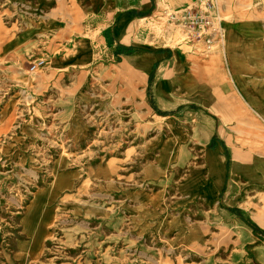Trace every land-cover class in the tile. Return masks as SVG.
<instances>
[{
    "label": "rangeland",
    "instance_id": "374dc122",
    "mask_svg": "<svg viewBox=\"0 0 264 264\" xmlns=\"http://www.w3.org/2000/svg\"><path fill=\"white\" fill-rule=\"evenodd\" d=\"M32 1L0 0V264H264V0H209L211 44L179 19L200 0H102L91 22V0ZM216 145L209 204L191 183Z\"/></svg>",
    "mask_w": 264,
    "mask_h": 264
},
{
    "label": "bare ground",
    "instance_id": "6f19581e",
    "mask_svg": "<svg viewBox=\"0 0 264 264\" xmlns=\"http://www.w3.org/2000/svg\"><path fill=\"white\" fill-rule=\"evenodd\" d=\"M129 1V5L131 6H135V7H140L141 4L139 3V0H128ZM91 11L94 12L93 13V17L92 19H90L91 21H97L99 19V14H100V5L102 3V0H91ZM32 4L34 6V9H36L37 11H39L40 9H43L44 6L50 5V0H33ZM124 3L122 2L121 7L119 6V9H125L127 6L123 5ZM63 6V0L60 1L59 6ZM58 6V8H59ZM59 9H56L51 15H56ZM76 18H81V13L78 12L75 16ZM148 18H150V16H144V17H139V19L142 20H149ZM168 45L170 43L173 42V32H168V36H167V41ZM87 56H83V55H79V53H76L75 56H73L74 61H71L70 59L66 58L64 60H53L54 64L56 62H77V61H82L84 59H86ZM155 57V56H154ZM153 56L150 57H141L136 65V68L141 70L142 72H149V70L151 71L152 69V64L153 61L155 60ZM144 74V73H143ZM233 81L235 86L237 87V83L235 80V77L233 76ZM162 86H164V84L160 83ZM230 84V83H229ZM231 85V84H230ZM227 86L230 88L229 85L226 84V87L222 88V91L225 92V90L227 89ZM220 103L225 104L227 102V98L226 95L223 93H220ZM213 121H211L212 124H214L215 119L212 118ZM202 124V128L206 126ZM200 126V124H199ZM198 126V127H199ZM197 127V126H196ZM172 152H176L175 150H171ZM205 168H203V171L201 172V174L199 175L198 180L195 183H191L192 185H194L198 191V193L200 194V196L207 201L209 204L212 203H216L217 202V197L219 192L222 190L223 188V184L225 181V172H226V165H225V155L223 153V148L220 145H216V147H212V148H206L205 152ZM159 163L162 167L165 166V162L162 158H160ZM185 185L184 188L186 189H192V185ZM39 222H38V227L36 229L33 241H32V250L29 249V253L34 255L37 254L41 248L43 247V237H44V233H45V227L48 226V224H50L51 222H49L50 218L52 217V212L50 211L49 207H45L43 212L41 213V215L39 216ZM49 222V223H48Z\"/></svg>",
    "mask_w": 264,
    "mask_h": 264
},
{
    "label": "built area",
    "instance_id": "2783aa9c",
    "mask_svg": "<svg viewBox=\"0 0 264 264\" xmlns=\"http://www.w3.org/2000/svg\"><path fill=\"white\" fill-rule=\"evenodd\" d=\"M200 2L201 5L186 11L179 19L186 26L188 32L199 33L202 40L211 44L216 38L219 26L209 14V0H200ZM205 24H208L209 27L205 28Z\"/></svg>",
    "mask_w": 264,
    "mask_h": 264
},
{
    "label": "crops",
    "instance_id": "0c3cea01",
    "mask_svg": "<svg viewBox=\"0 0 264 264\" xmlns=\"http://www.w3.org/2000/svg\"><path fill=\"white\" fill-rule=\"evenodd\" d=\"M225 1V3H226V11H228L229 9H231V7L233 6H238V5H240L241 3H240V1H243V0H224ZM147 6V5H146ZM231 6V7H230ZM138 8L140 9V8H142V7H136V9L138 10ZM145 8V7H144ZM146 8H150V7H146ZM140 10H142V9H140ZM129 13V12H128ZM131 13V12H130ZM129 16L130 17H132L130 14H125V16L123 17V19H127V18H129ZM251 22H252V26H255L256 24H257V20L256 19H251ZM255 43L257 44V42H253V41H251L250 42V47H254L255 46ZM246 44H248V43H246ZM239 89H240V87H239ZM251 107H253L256 111H261V110H264V104H256V105H252ZM260 114V113H259ZM222 147V146H221ZM223 148V147H222ZM226 157V156H225ZM226 162H227V168H228V165L230 164V161L228 162L227 160H226V158H225V164H226Z\"/></svg>",
    "mask_w": 264,
    "mask_h": 264
},
{
    "label": "trees",
    "instance_id": "16d2710c",
    "mask_svg": "<svg viewBox=\"0 0 264 264\" xmlns=\"http://www.w3.org/2000/svg\"><path fill=\"white\" fill-rule=\"evenodd\" d=\"M130 12H131V11H130ZM131 13H132V14H135V15H138V14L135 13V11H133V12H131Z\"/></svg>",
    "mask_w": 264,
    "mask_h": 264
}]
</instances>
